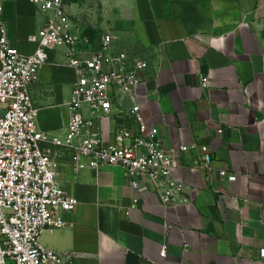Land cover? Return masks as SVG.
Listing matches in <instances>:
<instances>
[{
  "label": "crops",
  "instance_id": "0c3cea01",
  "mask_svg": "<svg viewBox=\"0 0 264 264\" xmlns=\"http://www.w3.org/2000/svg\"><path fill=\"white\" fill-rule=\"evenodd\" d=\"M10 43L37 46L46 14L30 0H0ZM75 29L113 34L114 50L147 60L139 97L151 127L169 149L182 144L172 175L188 200L163 205L148 180L136 207L124 169L107 165L75 172L73 149L54 146L59 180L77 197L65 228H46L41 242L76 253V264H264V0H64ZM49 58L30 84L37 126L63 134L77 80L67 48ZM1 65V58H0ZM202 74L210 83L202 86ZM135 97L116 93L109 118L97 121L106 143L121 129L136 131ZM222 129V132H219ZM211 149L212 170L194 168ZM237 175L234 181L219 171ZM166 245L167 254L160 251Z\"/></svg>",
  "mask_w": 264,
  "mask_h": 264
},
{
  "label": "built area",
  "instance_id": "2783aa9c",
  "mask_svg": "<svg viewBox=\"0 0 264 264\" xmlns=\"http://www.w3.org/2000/svg\"><path fill=\"white\" fill-rule=\"evenodd\" d=\"M30 1L46 14L35 34L37 46L32 53H22L10 43L0 3V264H76L74 251L46 246L40 239L46 228L67 227L64 213L78 203L59 180L60 162L54 146L73 149L76 173L85 168L121 166L135 192L131 207L139 203L142 180L151 182L163 205L177 207L186 202L185 184L172 171L180 164L178 151L197 146L182 144L179 150L169 149L157 129L149 125L138 100L148 96L142 92L146 79L141 74L149 65L147 60L127 50H114L111 32L93 38L75 29L64 0ZM58 45L67 48L77 80L66 102L65 132L52 134L37 126L39 108L29 87L48 60V49ZM201 82L207 87L209 75L202 74ZM117 92L135 97L128 111L137 129H121L116 142L106 143L97 121L110 117ZM198 148L201 156L194 168L211 171L209 145ZM219 173L230 181L237 178L226 169ZM166 254L163 245L160 255ZM260 254L264 256V247Z\"/></svg>",
  "mask_w": 264,
  "mask_h": 264
}]
</instances>
